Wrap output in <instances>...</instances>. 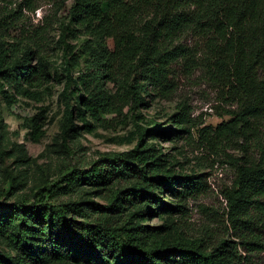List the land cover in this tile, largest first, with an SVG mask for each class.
Instances as JSON below:
<instances>
[{"label":"trees","instance_id":"obj_1","mask_svg":"<svg viewBox=\"0 0 264 264\" xmlns=\"http://www.w3.org/2000/svg\"><path fill=\"white\" fill-rule=\"evenodd\" d=\"M70 1L69 24L94 39L96 55L94 72L78 81L72 76L71 59L67 58L66 37L72 29L70 25L62 27L68 72L64 92L68 98L69 93H76L82 108L96 122H107L101 120L102 116L121 115L126 103L136 109L149 108L152 96L163 98L171 92L170 78L178 67L189 74L201 67L225 89V98L237 110L215 128L203 127L199 136L209 144L226 143L238 135L245 136L244 132L259 130L264 121V0ZM188 41L193 45L188 47ZM5 44L0 40L1 65L12 60V46ZM25 56L28 59L21 63L17 84L30 82L36 74L35 68L27 66L33 54L27 52ZM27 69L30 71L25 76ZM107 83L117 86L114 94L104 89ZM65 116L61 134L64 144L73 133L69 101ZM188 122V112L182 105L172 126L178 129ZM172 133L176 131L153 124L141 136L170 138ZM141 140L132 150L110 156L106 163L76 168L61 176L56 187L60 196L78 187H95L117 179L140 181L104 208L108 217L95 225L80 221L88 217L84 204L45 203L44 197L50 201L53 198L43 194L47 189L40 190V199L32 204L25 200L18 203V223L0 214V237L6 238L15 252L14 257L0 253V264H112V256L117 257V264H243L246 260L239 253L240 245L254 252L263 248L259 231L264 229V143L259 159L238 166L233 190L226 194L230 229L239 244L229 238L215 244L201 240L144 248L139 235L151 237L158 232H150L152 228L148 227L135 230L119 226L115 218L121 210L143 203L179 212L180 205L164 203L160 190L169 191L182 203L199 193L203 183L202 175L174 176L164 170L161 156Z\"/></svg>","mask_w":264,"mask_h":264},{"label":"rangeland","instance_id":"obj_2","mask_svg":"<svg viewBox=\"0 0 264 264\" xmlns=\"http://www.w3.org/2000/svg\"><path fill=\"white\" fill-rule=\"evenodd\" d=\"M71 1L65 0H0V40L11 45L12 60L0 64V214L14 224L20 221L15 214L18 203L32 204L40 199V190L47 189L53 197L45 203H81L88 217L85 224L95 225L108 217L104 208L110 206L120 193L136 188L140 181L133 178L112 180L95 187H78L65 196L57 195L61 176L76 168H88L105 162L113 155L132 150L139 142H146L161 156L164 170L174 176L202 175L203 187L199 193L179 203L166 190H160L166 205H180V211L163 209L156 205H135L121 210L118 225L127 228H152L157 235H139L144 248H164L175 242L215 244L221 239H232L229 207L226 194L233 190L238 166L260 158L264 143V121L259 130L244 132L231 142L209 144L199 136L203 127L215 128L228 121L237 106L225 98V89L218 86L199 68L190 74L178 67L172 76V89L166 97L156 95L148 99L149 108H134L130 103L121 115L102 116L104 124L96 122L81 106L76 93L64 92L67 76L66 56L63 54L61 29L70 25L66 37L67 58L71 73L78 81L94 72L96 55L94 39L82 29L69 24ZM186 45L188 47L193 44ZM110 45V44H109ZM36 74L28 83L17 84L21 63ZM27 69L25 76L28 75ZM32 76V74H30ZM89 78H86L88 80ZM104 89L114 94L117 86L107 83ZM91 98V96H89ZM146 99V98H145ZM67 101L73 110V133L66 143L61 134L66 123ZM185 106L189 122L172 126L180 106ZM90 125L92 128L86 126ZM153 124L161 129L176 131L170 138L141 133ZM143 183V182H142ZM157 191V190H156ZM38 199L35 200V194ZM42 192V191H41ZM148 213V214H147ZM11 223L13 226L14 224ZM140 229V228H139ZM264 243V229H260ZM245 258L243 264H264V245L260 251H248L239 246ZM110 253V251H106ZM0 253L14 257L15 252L6 238L0 237ZM112 264L117 257L112 256ZM55 264H101L64 261Z\"/></svg>","mask_w":264,"mask_h":264}]
</instances>
